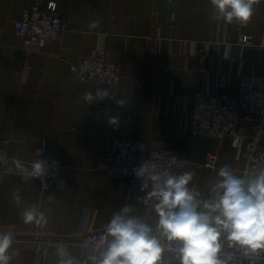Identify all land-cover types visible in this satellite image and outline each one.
I'll use <instances>...</instances> for the list:
<instances>
[{
    "label": "crops",
    "instance_id": "1",
    "mask_svg": "<svg viewBox=\"0 0 264 264\" xmlns=\"http://www.w3.org/2000/svg\"><path fill=\"white\" fill-rule=\"evenodd\" d=\"M51 2L67 30L42 48L26 47L16 23L36 3ZM212 14L210 0H0V146L10 159L0 175V232L15 236L19 255L11 264H57L58 244L80 264H92L89 257L99 259L107 246H85L82 235L106 230L125 204L155 231L159 217L149 184H106L113 137L172 149L195 173L188 187L201 201L214 195L221 166L240 175L243 159L233 140L193 136L188 115L197 93L236 96L240 76L264 74V0L243 25L212 21ZM93 21L99 26L90 28ZM243 36L251 43L242 45ZM97 49L120 66L118 88L82 82L72 72V64ZM97 90L109 96L86 103L84 94ZM243 115L247 135L253 116ZM43 156L61 164V183L48 191L17 167L31 171ZM33 204L45 219L25 223L22 213Z\"/></svg>",
    "mask_w": 264,
    "mask_h": 264
},
{
    "label": "clouds",
    "instance_id": "2",
    "mask_svg": "<svg viewBox=\"0 0 264 264\" xmlns=\"http://www.w3.org/2000/svg\"><path fill=\"white\" fill-rule=\"evenodd\" d=\"M260 0H210L213 14L210 19L226 24H246L255 12ZM99 21L89 27L96 28ZM109 96L106 90L84 94V101L103 102ZM124 100L116 101L123 105ZM110 123H116L113 118ZM20 172L27 177L40 178L45 175V161L37 159L31 171L17 162ZM155 169V165L150 166ZM148 173L153 182L150 198L157 202L154 210L159 217L155 226L131 215L133 209L125 204L112 214L105 226L107 247L99 259L91 256L92 264H234L235 253L249 258V264H258L264 258V168L250 177L234 173L229 165L218 170L220 178L213 186L214 195L207 201L197 199L199 193L188 187L195 173L167 174L161 178L141 165L134 170L137 177ZM13 199L20 204L19 195ZM25 223L45 219V213L33 204L24 209ZM162 238L167 242L162 243ZM15 236L11 232H0V264H11L19 250L13 248ZM57 264H80L70 256L63 244L56 248ZM172 253L165 261L164 253Z\"/></svg>",
    "mask_w": 264,
    "mask_h": 264
},
{
    "label": "built area",
    "instance_id": "3",
    "mask_svg": "<svg viewBox=\"0 0 264 264\" xmlns=\"http://www.w3.org/2000/svg\"><path fill=\"white\" fill-rule=\"evenodd\" d=\"M67 30L58 5L55 2L42 7L36 3L27 9L20 21L16 23L15 34L24 40L26 47L42 48L48 43L58 41ZM242 45H248V36L241 38ZM72 72L78 80L90 82L96 86L119 87L122 81L120 66L113 62L103 49L93 50L91 54L76 64L71 65ZM244 113L253 116V124L246 135L241 132ZM191 133L198 138L231 139L234 142L243 166L240 176L250 177L260 168H264V148L260 141L264 135V74L259 77L240 76L239 91L236 96L214 92L197 93L193 99V108L188 115ZM45 161V175L36 178L42 191H48L61 183V164L58 160L38 157ZM7 149L0 146V175L9 165ZM108 163L106 184L128 181L135 189L140 183L153 187L148 173L137 177L134 170L145 165L152 174L166 178L167 174L182 175L187 172L188 162L178 158L170 148H153L147 141L113 137L105 155ZM214 159H210L212 164ZM155 165V169L150 166ZM157 202L152 198V203ZM110 240L106 230L84 233L81 243L95 249L106 247ZM162 243H167L162 238ZM172 253L165 252V256ZM234 264H249V258L242 253H235ZM264 264V258L258 261Z\"/></svg>",
    "mask_w": 264,
    "mask_h": 264
}]
</instances>
